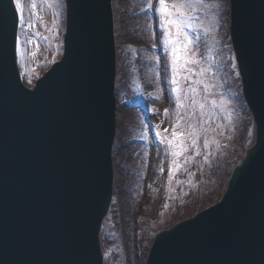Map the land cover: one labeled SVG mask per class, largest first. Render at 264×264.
<instances>
[{"label":"water","instance_id":"1","mask_svg":"<svg viewBox=\"0 0 264 264\" xmlns=\"http://www.w3.org/2000/svg\"><path fill=\"white\" fill-rule=\"evenodd\" d=\"M64 1L63 54L29 89L13 1L0 0V264L103 263L116 123L111 5ZM228 9L254 141L221 200L157 234L145 264H264V0Z\"/></svg>","mask_w":264,"mask_h":264},{"label":"rangeland","instance_id":"2","mask_svg":"<svg viewBox=\"0 0 264 264\" xmlns=\"http://www.w3.org/2000/svg\"><path fill=\"white\" fill-rule=\"evenodd\" d=\"M112 1L116 5L113 11L118 14L113 24L115 41L125 48L129 59L122 65L120 76L118 73L115 76L121 85L117 94L116 135L112 149L114 185L110 211L99 232L101 254L104 264H144L156 232L191 218L198 210L212 206L221 197L225 187V173L218 176L215 170L204 172L206 150L201 152L204 159L198 161V168L191 169L192 151L199 152V149L193 147L192 139H189L191 134L187 133L185 126L201 128L216 115L214 126H206L203 130L207 131L211 141L215 135L219 149L221 143H225L223 138L228 125H233L240 118L238 111L242 105L235 99V94L239 95L237 76L228 49L223 50L220 58L213 61L212 65H204L200 72L195 64L185 65L181 59L177 64V84L174 85L170 46L164 43V33L160 32V43H153L155 34L152 35L155 47L152 44L148 48L143 44L142 39H150L147 20L135 16L144 8L143 4L132 3V0ZM175 2L166 0L169 5ZM33 3L36 4L35 10L32 9ZM149 4L156 11L159 0H146L145 5L150 9ZM21 6L23 16L17 13L16 37L20 40V53H16V64L22 84L31 88L34 80L57 61L62 53L64 2L21 0ZM155 14L150 13V25L164 32L160 16L156 21ZM170 31L173 38L176 35L175 29ZM176 46L180 47V44ZM187 68L191 69L190 73ZM197 78L200 82L193 85L196 87L195 92L186 90V87L190 89L192 86L190 79ZM205 85L207 91L204 90ZM173 88L179 91L174 92ZM178 97L180 107L177 106ZM192 99L197 101L195 105ZM185 101L190 105H185ZM200 104L205 105L203 113ZM165 109L168 110L167 114ZM173 109L177 112H173ZM236 129L239 131V127ZM173 131L183 135L173 137ZM250 131L251 126L248 125L242 132L245 146L252 141ZM160 137L166 140L169 148L161 145L158 140ZM169 140L172 141L171 145ZM200 141L205 142L204 139ZM226 144L224 146L231 156L233 151ZM148 206L154 207L157 218H150L147 211L143 214L149 218V223L142 235L138 229V218L142 211L149 209Z\"/></svg>","mask_w":264,"mask_h":264},{"label":"snow or ice","instance_id":"3","mask_svg":"<svg viewBox=\"0 0 264 264\" xmlns=\"http://www.w3.org/2000/svg\"><path fill=\"white\" fill-rule=\"evenodd\" d=\"M12 0H10V3ZM204 0H182L179 4H171L169 5L166 3V0H159V7L156 9V11L160 15V22L164 26V43L168 46H170V60H171V70L173 73L172 76V83L175 85L177 84L176 74H177V64L181 59L184 60L185 65L188 63H196L195 59L189 60L188 53H189V44L191 41L189 40L187 33L185 31V28L189 26L190 21L192 20L191 13L195 12L197 10L196 5L202 4ZM149 7H151V4H149ZM36 4H32V9L35 10ZM15 10L17 13H20L21 16H23V8L21 6V0H15ZM34 14V12H33ZM174 28L176 32V38H172V33L170 29ZM182 38V42L181 39ZM180 44V47H177V44ZM155 47V45H153ZM15 51L17 54L20 53V40L19 37H15ZM191 56L194 58L195 53L192 52ZM189 73L191 72L190 68L186 69ZM204 71V70H202ZM191 92H195V88L189 89ZM204 90L207 91V85L204 86ZM173 91H179L178 88H173ZM197 101L195 99H192V104L195 105ZM211 103L215 104V101H212ZM177 106H181L180 98H177ZM205 105L200 104L199 108L201 109V113H203ZM168 110L165 109V114H167ZM175 128V125L173 126ZM191 127V125H189ZM167 131V130H165ZM173 137H176L177 135L182 136V133H177L173 131L172 133ZM169 145H171L172 141H168ZM196 140H192L193 147L196 146ZM204 148L208 147V142L205 140ZM172 175L171 168L169 169V176Z\"/></svg>","mask_w":264,"mask_h":264},{"label":"trees","instance_id":"4","mask_svg":"<svg viewBox=\"0 0 264 264\" xmlns=\"http://www.w3.org/2000/svg\"><path fill=\"white\" fill-rule=\"evenodd\" d=\"M132 1L136 3V2L142 1V0H132ZM140 13H142L140 18L143 17L147 20V25L149 28V20H148L149 10L147 8H144L142 10V12H140ZM149 33H150V28H149ZM207 40H208V37L206 35V39L204 40L205 42L202 45V48L204 50V56H203V58H204L203 64L204 65L208 64L207 61H209V60L211 61L217 57V53L214 51L215 49L213 47L212 42L207 41ZM143 41H144V43L145 42L149 43V39H143ZM117 53H118L117 56H118L119 63L122 65L123 61L126 60V58H127L126 53H124V48L118 45L117 46ZM203 58L197 57V60L199 62H201V61H203L202 60ZM187 84H188V86H190L189 83H187ZM243 111L244 110L238 111L239 114L244 118L243 121L238 123V125L241 126L243 129H245V127L247 125H249V122L246 121V119H245L246 113ZM215 121H216V115H214L211 118L210 122L207 125L198 129V135L197 136H194L195 129H193L191 131V135L189 137L191 139L192 138H199L200 139V137H201V138H204L207 140L205 135L208 136L207 135L208 133H207V131H204L203 128L205 127L204 129H206L207 128L206 126H209V127L214 126L213 123H215ZM225 132H226L225 134H226L227 140L224 138H223V140L227 141L228 145H230V148L234 149L233 153H231L232 156L230 158L228 156L223 157V155H225L226 153H224L223 150H217L216 149V148H218V145H217L218 143L216 142V140L214 138L213 141H209L210 146H208L206 148V150L210 152L208 155L209 159L206 162L209 164V166H212V167H218L217 166L218 164H216V163H219V164L222 163L223 167L228 171V170H230V167H233L241 159L242 153H243L244 147H245V141L242 138H239L241 136V134L239 133V131H237L236 126H233L232 124L228 125V128H226ZM187 137L188 136H186V138ZM195 147L198 149H201L200 143L197 142ZM194 156L196 159V160L194 159L195 162H198L197 160L200 158V156H198L197 153L194 154ZM209 166H207V167H209ZM147 219L148 218H146V216H142V220H140V225H139L140 229H142L143 227L146 226V223H147L146 220Z\"/></svg>","mask_w":264,"mask_h":264},{"label":"bare ground","instance_id":"5","mask_svg":"<svg viewBox=\"0 0 264 264\" xmlns=\"http://www.w3.org/2000/svg\"><path fill=\"white\" fill-rule=\"evenodd\" d=\"M206 161H208V160L206 159ZM140 220H142L141 216L138 218V226L140 225Z\"/></svg>","mask_w":264,"mask_h":264}]
</instances>
